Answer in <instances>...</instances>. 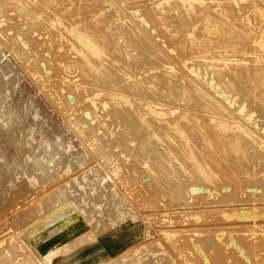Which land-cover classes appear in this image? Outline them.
Instances as JSON below:
<instances>
[{"label":"rangeland","instance_id":"1","mask_svg":"<svg viewBox=\"0 0 264 264\" xmlns=\"http://www.w3.org/2000/svg\"><path fill=\"white\" fill-rule=\"evenodd\" d=\"M23 1H31L27 2L31 6L37 3L35 0ZM182 1L101 0L98 5L92 7L90 11L102 9L106 13L105 22L107 25L117 28L118 33L130 36L134 47L130 46L134 50L138 51V48L142 47V50H149L151 56L147 65L145 62L133 63L134 60L122 62L114 60L115 57H112L106 63L103 62V67L109 71H106L107 73L114 75L112 80L116 82L119 78L117 83L126 81L124 84L127 83L129 87L135 84L133 85V77L129 78V81L125 80L128 75L142 74L143 70H148L147 67H151L149 68L151 71L148 72L150 73L148 76L150 84L162 82V79L167 77L173 81L177 80L176 82L179 80L180 84L183 83V86L192 91L196 89V91L205 93L204 95L207 98L210 96L209 100L217 106L215 109H217L218 117L225 118L232 126H238L250 135L257 133L256 136L253 135L256 139L255 142H249L246 147L249 153L252 151L251 153L255 152L256 155H259L264 163V66H262L264 45L261 46L264 43V0H233L229 3L231 7L228 0V2L226 0H186L192 14L191 25H185L181 21L179 5ZM87 3L88 0H54L48 6L50 9L43 6L37 9V4H34L33 7L37 13L33 15V19H26V21H24L25 18L18 17L11 9L10 12L9 10L7 12H12V15L0 13V79H2L0 80L2 81L0 83V264H107L120 254L129 250L134 251L137 249L136 247L139 252H143L139 253L141 256L148 255L150 257L147 262L144 261L146 263L158 260L160 263L162 262L161 264H264V216L260 215L262 212L264 213V184H261L263 189L258 188L257 190L253 189L259 187L260 183H258L259 185L255 182L249 185L248 183L242 184L243 186L232 185L230 175L220 172V169L213 168V165L208 166L217 172V180L214 178L213 181H204L196 168L193 167L196 161L198 163L208 162L203 161L196 151L194 132L191 134L190 143L186 144L173 126L177 123L175 126L179 128L181 125L184 126V123H188L189 126L184 127L190 128L191 122H201V120L204 122L208 119L209 112L214 113L209 110L214 107H189L181 100L179 94L173 96L169 101L160 99L159 96H156V99L155 96L153 98L150 95L152 99L150 97L140 98L141 103L148 102L150 105L160 106L149 107V111L156 108L165 112V116L162 118L149 113L150 142L149 147L145 149L146 156L134 155H137L136 151H139V148L136 147L138 143L133 140L134 138L126 136L123 141L119 140L117 133L121 135L126 132L122 124L113 119L112 112L115 107H111L109 100L101 94L105 91H118V86L115 83L114 88L111 84L104 86L103 84L93 85L95 83L93 81L91 83L90 81L83 82V79L79 78L75 66L76 60H73L75 58L71 57V53L67 54L65 26L71 23L88 25L87 23L92 19L91 13L77 11ZM260 10L263 12L261 13ZM258 15L260 16L258 17ZM56 19L62 20L55 27L52 24ZM136 20H139V23ZM222 23H227L228 26L225 25L227 31L214 32L213 29L221 26ZM5 28L8 31L11 29V31L6 32ZM232 28L233 30L236 28L235 32ZM231 31L233 35H231ZM8 39H12V42ZM233 40H236V43ZM186 43L190 47L186 46ZM239 44L242 46L239 47ZM260 47L261 51L258 50ZM220 49L223 51L219 52ZM210 50L212 53L209 52ZM249 51L251 56L248 54ZM161 52L164 53L161 54ZM219 53L221 54L219 55ZM250 59L252 60L250 61ZM253 60L263 63H256ZM118 61L120 62L116 64ZM35 62L37 66L39 65L38 67ZM188 64H190L189 67ZM34 67H37L38 70L35 71ZM138 67L141 68L140 71L138 69L139 73L136 71ZM190 67L191 70L188 71ZM255 67L257 68L255 69ZM122 69L123 71H121ZM252 69L254 70L252 71ZM193 70L195 73H192ZM199 74L203 75H201V79ZM208 74L209 76H207ZM143 76L147 77L146 74ZM207 77L208 79H206ZM62 78L65 79L62 80ZM140 78L143 77L139 76L138 79ZM260 80L262 83L259 82ZM106 82L103 83L106 84ZM59 83L62 84L59 85ZM206 83L208 84L207 88ZM67 85L68 88L65 87ZM72 85L78 88L83 105L79 103V106L75 107L73 100H66V97L71 93ZM212 85L214 86L212 87ZM83 87L84 89H82ZM221 100L224 101V105L221 104ZM242 108L244 109L241 110ZM85 111L88 115L87 119L83 120L85 118L83 116L86 115ZM82 114L83 116H81ZM75 119L76 121H74ZM79 123H83V125ZM243 125L244 127H240ZM80 129L84 131L82 132L84 135L81 134ZM239 130L236 133L242 135ZM89 133L93 136L90 137ZM245 137L243 136V138ZM119 141H121L120 144H118ZM162 142L164 144H161ZM174 146L177 150H174ZM168 147L171 149L169 150ZM187 148L192 149L193 154L195 153L194 156L188 154ZM258 149L262 151L260 152ZM167 150L168 152H166ZM155 152L160 154L149 168L150 158L147 156L153 155ZM101 153L103 154L101 155ZM193 157L196 161L192 160ZM207 164L212 163L208 162ZM152 165L155 168L162 166L168 170L167 175L171 177L170 185L157 177L156 174L159 173ZM176 170H179L183 175ZM172 183H174L173 187ZM233 186L234 188L231 189L230 187ZM197 189H201V192ZM208 189L212 190L208 191ZM246 209H250L247 212L250 213V217L247 218L248 221L245 219L244 222L245 217L240 218L239 214L248 211ZM227 210L233 211L229 213ZM251 214H254L255 217ZM231 215L235 216L236 220L234 217L232 219ZM240 219H243L244 229ZM183 230L185 231L183 232ZM76 240L82 241L75 245L73 243ZM195 249L196 252L199 250V253H196ZM160 250L161 252H159ZM152 252L156 254L155 260H151L153 259ZM159 254L163 255H160V260L157 256ZM158 261L153 263L156 264Z\"/></svg>","mask_w":264,"mask_h":264},{"label":"bare ground","instance_id":"2","mask_svg":"<svg viewBox=\"0 0 264 264\" xmlns=\"http://www.w3.org/2000/svg\"><path fill=\"white\" fill-rule=\"evenodd\" d=\"M37 3V9L39 8V7H41V6H43L44 8L45 7H48L49 5H50V3H52V1L54 2V0H35ZM100 1L101 0H88V3L85 5V6H81V9H77V11H79V10H81V11H79V13L80 12H89V14L91 13V21H89L87 24L88 25H80V24H78V23H71V24H69L68 26H65L66 27V30H65V32H66V36H67V44H68V47H67V54H70L71 55V57L72 58H75V59H73V60H76L75 61V66H76V69L78 70V74H79V78L80 79H83V82H87L88 83V81H90V83H91V81H93V82H95L93 85H100V84H103L104 86L105 85H108V84H111V86H114V88H115V84L118 86V88L120 89V91H119V89H118V91H113V90H111V91H105V93L103 92V93H101V94H103L108 100H109V102H110V106L111 107H115V110L112 112V115H113V119H116V121H118L120 124H122V126H123V128H124V130H125V134H124V132L120 135L119 133H117L118 135H119V140H121V141H123V139H125V137L127 136V137H131V138H134L133 140H135L138 144L136 145V147H138L139 148V151H136V153H137V155L136 154H134L135 156H140L141 157V155L142 156H146L145 155V149L147 148V147H149V115L150 114H152V115H155V116H158V117H160V118H162L163 116H165V112L163 111V110H160V109H152V110H150L149 111V107L151 108V107H160V106H158V105H156V104H149L148 102H146V103H141L140 102V98H143V97H150V96H155V98H156V96L158 97L159 96V98L161 99V98H163V100L164 99H167L168 101L169 100H172V97L173 96H175L176 94H179L180 95V98H181V100L182 101H184L185 102V105L187 104L189 107H214V108H210L209 110H211V111H213L214 113H211V112H209V116H207V120H205L204 122H202V120H201V122H191V120H190V122H191V126H190V128H185L184 126H189L188 125V123H184V126L183 125H181L179 128H177L176 126H177V123L176 124H173V126H174V129L176 130V133L180 136V138L182 139V141L184 140L185 141V143L187 144V143H190L189 141L191 140V134L194 132V138H195V144L197 145V146H195L196 147V151L199 153V155L202 157V160L203 161H208V162H210V163H212V164H207L206 162L205 163H202V162H197L196 160H195V158L193 157V161H196V163L195 164H193V167H195L196 168V170L198 171V174L201 176V178L204 180V181H213V179L214 178H216V180H217V178H218V174H217V172L214 170L213 171V169L211 170V167L210 166H212L213 165V168H215V169H220L219 171L221 172H224V173H226V174H228V175H230V177H231V179H230V182H231V184L232 185H241V186H243L242 184H247L248 183V185L250 184V183H260V185H259V187H257V188H254L253 190H257L258 188H262L263 189V182H264V163H263V160L261 159V157L259 156V155H256L255 154V152H253V153H249L248 152V149H247V145H248V143L249 142H255V140L256 139H254V137H253V135L255 134V133H253V135L251 136L250 134H248V132L246 131V130H241L238 126L237 127H235V126H232L230 123H228V121L227 120H225V118H222V117H218L217 116V109H215V107H217L216 105H215V103H213L212 101H210L209 100V98H210V96H209V98H207L206 97V95H204L202 92H199L198 90L196 91V89H194V91H192L190 88H187V87H185V86H183L182 84H180L179 83V80H178V82H176V81H173V80H170V79H168L167 77H164V80L162 79V82H159L158 80V82H153V83H149V75H150V73H148L149 72V70L151 71V69H149V68H151V67H147V69L148 70H143L144 72H141L142 74H140L139 72H138V69H139V71H140V69L141 68H137V72L139 73V74H135V75H132V74H130L131 76H125L126 77V79L125 80H127V81H129V78H131V77H133V80H134V83H133V85L134 86H131V87H129V85L127 84V83H125L124 84V82H126V81H123L122 83H117V80H119V78L116 80V82H115V80H112L114 77V75H111L110 73H107L106 71H108L107 69H105L104 67H103V62H107L109 59H111L112 57H115L114 58V60L115 59H117V60H121L122 62L123 61H129V60H134V62L133 63H135L136 62V64L138 63V64H140V63H146V65L147 64H149V58H151V56L149 55V50H145V49H141V48H138L139 50L137 51V50H134L133 48H132V46H133V41L129 38V37H127V35L126 34H121V33H118L117 31H118V29L117 28H113L112 26H110V25H107L106 24V22H105V20L107 19V16H106V13L102 10V9H95V10H93L92 9V11H90V9L93 7H95V5H98V3H100ZM210 1V0H209ZM225 1V0H224ZM223 1V2H224ZM227 1V0H226ZM229 1V2H228ZM227 2H228V4L229 3H231V2H233V0H228ZM27 2H29V1H27ZM27 2H25V1H23V0H0V13L1 14H6L7 13V15L8 14H11V13H9L11 10H13L17 15H18V17H23V18H25V20L24 21H26V19H33V15L34 14H36L37 13V10L36 9H34V7H33V5L31 6L30 4H28ZM31 2V1H30ZM29 2V3H30ZM56 2V1H55ZM106 2V1H105ZM156 2V1H155ZM193 2V1H192ZM214 2V1H213ZM235 2V1H234ZM237 2V1H236ZM110 3V2H109ZM176 3V2H175ZM199 3V2H198ZM211 3V2H210ZM220 3V2H219ZM225 3V2H224ZM54 4V3H53ZM52 4V5H53ZM137 4V3H136ZM150 4H152V3H150ZM169 4V3H168ZM171 4V3H170ZM191 4V3H190ZM194 4V3H193ZM216 4V3H215ZM218 4V3H217ZM102 5V4H101ZM173 5V4H172ZM189 5V3L187 4V1L186 0H183L181 3H180V5H179V11H180V15H181V21H182V23L183 24H185V25H191L192 24V22H191V16H192V14H191V12H190V7L188 6ZM220 5H223V4H220ZM142 6V5H141ZM149 6V5H148ZM162 6V5H161ZM193 6V5H192ZM227 6V5H226ZM229 6H230V4H229ZM137 7V6H136ZM171 7V6H170ZM231 7V6H230ZM229 7V8H230ZM36 8V7H35ZM49 8V7H48ZM135 8V7H134ZM134 8H133V11H134ZM138 8V7H137ZM143 8V7H142ZM153 8V7H152ZM173 8V7H172ZM194 8V7H193ZM217 8V7H216ZM226 8V7H225ZM263 8V7H262ZM11 9V10H10ZM50 9V8H49ZM154 9V8H153ZM196 9H197V7H196ZM9 10V12H7ZM43 10V9H42ZM42 10H41V13H42ZM45 10V9H44ZM47 10V9H46ZM144 10V9H143ZM200 10V9H199ZM217 10H218V8H217ZM223 10V9H222ZM228 10V9H227ZM227 10H226V12H227ZM67 11V10H66ZM118 11V10H117ZM154 11V10H153ZM197 11V10H196ZM202 11V10H201ZM261 11V13L263 12L262 10H260ZM135 12V11H134ZM138 12V11H137ZM216 12V11H215ZM218 12V11H217ZM41 13H39V14H41ZM61 13H63V12H61ZM136 13V12H135ZM179 13V12H178ZM229 13H230V11H229ZM236 13V12H235ZM238 13V12H237ZM0 14V15H1ZM113 14V13H112ZM115 14V13H114ZM118 14H119V11H118ZM157 14V13H156ZM224 14H225V12H224ZM12 15V14H11ZM13 15H15V14H13ZM78 15V14H77ZM139 15V14H138ZM141 15V14H140ZM144 15H145V13H144ZM144 15H143V17H144ZM262 15V14H261ZM146 16V15H145ZM177 16H178V14H177ZM236 16V15H235ZM260 15H258V17H259ZM38 17V16H37ZM55 17V16H54ZM60 17V16H59ZM158 17V16H157ZM164 17V16H163ZM172 17V16H171ZM208 17V16H207ZM212 17V16H211ZM214 17V16H213ZM134 18V17H133ZM139 18V17H138ZM231 18H233V17H231ZM236 18V17H235ZM241 18H243L242 16H241ZM38 19V18H37ZM136 19H137V17H136ZM193 19V18H192ZM196 19V18H195ZM209 19V18H208ZM211 19H213V18H211ZM238 19H240L239 17H238ZM245 19H246V17H245ZM60 20H62V19H56L55 20V22L52 24V25H56V24H60ZM134 20V19H133ZM146 20H147V18H146ZM172 20V19H171ZM215 20V19H214ZM228 20V19H227ZM231 20V19H230ZM236 20V19H235ZM243 21H244V19H242ZM29 21H31V20H29ZM40 21V20H39ZM137 21V20H136ZM238 21V20H237ZM34 22V21H33ZM131 22V21H130ZM138 23H139V20L137 21ZM147 22V21H146ZM177 22H178V20H177ZM196 22V21H195ZM228 22V21H227ZM133 23V22H132ZM141 23V22H140ZM179 23V22H178ZM224 23V22H223ZM222 23V25L221 26H219V27H216V28H214L213 30H214V32H220V31H222V32H226L227 31V27L226 26H228V25H226V24H223ZM234 23V22H233ZM29 24V23H28ZM36 24V23H35ZM42 24V23H41ZM44 24V23H43ZM48 24V23H47ZM156 24V23H155ZM194 24V23H193ZM31 25V24H30ZM133 25V24H132ZM149 25H151V24H149ZM180 25V24H179ZM218 25V24H217ZM226 25V26H225ZM35 26V25H34ZM49 26V25H48ZM57 26V25H56ZM55 26V27H56ZM61 26V25H60ZM62 26H63V24H62ZM237 27H238V25H236ZM235 26V27H236ZM32 27V26H31ZM134 27V26H133ZM182 27V26H181ZM197 27V26H196ZM230 27V26H229ZM236 27V28H237ZM124 28V27H123ZM147 28H148V26H147ZM146 28V29H147ZM201 29V27H198V29ZM235 28V29H236ZM10 29V28H9ZM122 29V28H121ZM149 29V28H148ZM165 29V28H164ZM209 29V28H208ZM229 29V28H228ZM235 29L233 30V28H232V30H233V32H235ZM238 29V28H237ZM5 30H6V28H5ZM125 30V29H124ZM127 30V29H126ZM151 30V29H150ZM253 30V29H252ZM3 31V30H2ZM9 31H11V29L9 30ZM8 30H6V32H9ZM135 31V30H134ZM201 31V30H200ZM204 31V30H203ZM206 31V30H205ZM237 31V30H236ZM6 32H5V34H6ZM126 32V31H125ZM127 32H129V31H127ZM198 32V31H197ZM196 32V33H197ZM214 32H212V33H214ZM232 31H231V35H233L232 33H233ZM136 33V32H135ZM140 33V32H139ZM149 33V32H148ZM157 33V32H156ZM183 33V32H182ZM186 33V32H185ZM205 33V32H204ZM230 33V32H229ZM240 33V32H239ZM238 33V34H239ZM130 34V33H129ZM128 34V35H129ZM164 34V33H163ZM187 34V33H186ZM198 34V33H197ZM203 34V33H202ZM228 34V33H227ZM240 34H242V33H240ZM244 34V33H243ZM247 34V33H246ZM252 34H253V32H252ZM62 35V34H61ZM144 35V34H143ZM146 35V34H145ZM149 35V34H148ZM158 35V34H157ZM164 35H166V34H164ZM209 35V34H208ZM226 35V34H225ZM248 35V34H247ZM246 35V37H248ZM249 35H250V33H249ZM65 36V37H66ZM135 36V35H134ZM149 36H151V35H149ZM159 36V35H158ZM169 36V35H168ZM198 36V35H197ZM214 36H216V35H214ZM242 36H245V35H242ZM142 37V36H141ZM145 37V36H144ZM148 37V36H147ZM157 37V36H156ZM155 37V38H156ZM201 37V36H200ZM220 37V36H219ZM224 37V36H223ZM229 37H231V36H229ZM228 37V38H229ZM264 37V36H263ZM155 38H154V40H155ZM161 38V37H160ZM207 38V37H206ZM232 38H234V37H232ZM237 38H238V36H237ZM237 38H235V39H237ZM148 39H149V37H148ZM197 39H200V38H197ZM219 39V38H218ZM222 39V38H221ZM247 39H249V38H247ZM260 39V38H259ZM263 39V38H262ZM8 40H10V39H8ZM12 40V39H11ZM10 40V41H11ZM153 40V41H154ZM163 40H164V38H163ZM224 40V39H223ZM228 40V39H227ZM153 41H151V42H153ZM211 41V40H210ZM216 41V40H215ZM214 41V42H215ZM239 41V40H238ZM245 41H247L246 39H245ZM12 42V41H11ZM141 42V41H140ZM169 42V41H168ZM179 42H180V40H179ZM221 42V41H220ZM231 42V41H230ZM233 42L234 43H236V40L234 41L233 40ZM23 43V42H22ZM136 43V42H135ZM154 43V42H153ZM181 43V42H180ZM180 43H178V44H180ZM194 43V42H193ZM207 43H209V42H207ZM217 43V42H216ZM227 43V42H226ZM225 43V44H226ZM234 43H232V45H234ZM240 43V42H239ZM244 43V42H243ZM257 43H258V40H257ZM261 43V42H260ZM11 44H13V43H11ZM143 44V43H142ZM151 44V43H150ZM161 44V43H160ZM187 44V43H186ZM190 44H192V43H190ZM210 44V43H209ZM241 44V43H240ZM240 44H239V47H241L240 46ZM130 45H132V46H130ZM145 45V44H144ZM143 45V46H144ZM193 45V44H192ZM200 45H201V43H200ZM199 45V46H200ZM203 45V44H202ZM206 45V44H205ZM217 45V44H216ZM224 45V44H223ZM228 45H230L229 44V42H228ZM246 45V44H245ZM244 45V46H245ZM248 45H249V43H248ZM254 45V44H253ZM252 45V46H253ZM257 45V44H256ZM262 45H264V43L263 44H261V46ZM166 46V45H165ZM180 46H182V45H180ZM186 46H188V44L186 45ZM199 46H196V47H199ZM211 46V45H210ZM209 46V47H210ZM225 46H227V45H225ZM235 46V45H234ZM233 46V47H234ZM134 47V46H133ZM139 47V46H138ZM147 47V46H146ZM153 47V46H152ZM167 47V46H166ZM177 47V46H176ZM175 47V48H176ZM188 47H190V46H188ZM187 47V48H188ZM202 47V46H201ZM203 47H204V45H203ZM251 47V46H250ZM255 47H257L258 48V46H255ZM131 48V49H130ZM156 48V47H155ZM181 48V47H180ZM206 48H208V47H206ZM231 48V47H230ZM235 48V47H234ZM236 48H238L237 47V45H236ZM243 48V47H242ZM253 48V47H252ZM251 48V49H252ZM148 49H149V47H148ZM186 49V48H185ZM196 49V48H195ZM204 49V48H203ZM209 49V48H208ZM218 49H219V47H218ZM222 49H223V47H222ZM222 49H220L219 50V52L222 50ZM233 49V48H232ZM231 49V50H232ZM153 50V49H152ZM156 50V49H155ZM159 50V49H158ZM176 50V49H175ZM193 50V49H192ZM250 50V49H249ZM253 51H254V49H252ZM251 50V51H252ZM259 51H261V47H260V49H258ZM135 51V52H134ZM137 51V52H136ZM151 51V50H150ZM171 51V50H170ZM201 51V50H200ZM204 51V50H203ZM205 51H207V50H205ZM217 51V50H216ZM223 51V50H222ZM238 51V50H237ZM263 51V50H262ZM154 52V51H153ZM159 52V51H158ZM173 52V51H172ZM175 52V51H174ZM177 52V51H176ZM179 52V51H178ZM188 52V51H187ZM209 52H211V50L209 51ZM231 52V51H230ZM236 52V51H235ZM234 52V53H235ZM239 52V51H238ZM162 53H164V52H161V54ZM195 53V52H194ZM212 53V52H211ZM222 53V52H221ZM221 53H219V55L221 54ZM245 53V52H244ZM254 53V52H253ZM262 53V52H261ZM199 54V53H198ZM202 54H203V52H202ZM214 54H215V56H216V53L214 52ZM225 54V53H224ZM242 54H243V52H242ZM241 54V55H242ZM248 54H250V56L252 55L251 54V52L249 51L248 52ZM256 54V53H255ZM165 55V54H164ZM174 55H176V54H174ZM181 55V54H180ZM180 55H179V57H180ZM201 55V54H200ZM218 55V56H219ZM229 55V54H228ZM233 55H235V54H233ZM237 55V54H236ZM258 55V54H257ZM263 55V54H262ZM166 56V55H165ZM176 56H178V55H176ZM183 56V55H182ZM185 56V55H184ZM188 56V55H187ZM190 56V55H189ZM193 56V55H192ZM195 56H196V54H195ZM194 56V57H195ZM206 56H208V54H206ZM212 56V55H211ZM232 56V55H231ZM247 56V55H246ZM254 56V55H253ZM260 56V55H259ZM152 57H154L153 55H152ZM156 57V56H155ZM200 57V56H199ZM224 57V56H223ZM222 57V58H223ZM233 57V56H232ZM238 57V56H237ZM255 57H256V55H255ZM263 57V56H262ZM160 58V57H159ZM177 58V57H176ZM184 58V57H183ZM193 58V57H192ZM205 58V57H204ZM208 58V57H207ZM213 58V57H212ZM228 58V57H227ZM230 58V57H229ZM236 58V57H235ZM247 58V57H246ZM154 59V58H153ZM153 59H152V61H153ZM156 59V58H155ZM188 59H190V58H188ZM201 59H203V58H201ZM209 59H211V58H209ZM249 59V58H248ZM254 59V58H253ZM258 59H259V57H258ZM257 59V60H258ZM261 59V58H260ZM166 60V59H165ZM187 60V59H186ZM186 60H184V61H186ZM216 60V59H215ZM230 60V59H229ZM240 60V59H239ZM245 60V59H244ZM252 59H250V61H251ZM254 60H256V59H254ZM253 60V61H254ZM256 60V61H257ZM262 60V59H261ZM156 61V60H155ZM190 62H191V60H189ZM193 61H195L194 60V58H193ZM201 61V60H200ZM210 61H212V60H210ZM224 61V60H223ZM230 61H233V60H230ZM230 61H228V62H230ZM247 61V60H246ZM249 61V62H250ZM256 61H254V62H256ZM264 61V60H263ZM44 62V61H43ZM113 62H115V61H113ZM120 61H118V62H116V64L117 63H119ZM121 62V63H122ZM125 62V63H126ZM154 62V61H153ZM163 62V61H162ZM165 62V61H164ZM187 62V61H186ZM206 62V61H205ZM214 62V61H213ZM226 62V61H225ZM224 62V63H225ZM240 62V61H239ZM244 62V61H243ZM261 62V61H260ZM259 61L258 62H256V63H260ZM39 63H40V61H39ZM124 63V64H125ZM157 63V62H156ZM206 63H210V62H206ZM216 63V62H215ZM220 63V62H219ZM231 63H233V62H231ZM237 63V62H236ZM241 63V62H240ZM253 63V62H252ZM261 63H263V62H261ZM37 63L35 62V65H36ZM113 64V63H112ZM131 64V63H130ZM151 64V63H150ZM158 64V63H157ZM160 65H161V63H159ZM192 64V63H191ZM194 64H195V62H194ZM204 64V63H203ZM202 64V65H203ZM217 64V63H216ZM221 64H222V62H221ZM237 64H239V63H237ZM249 64V63H248ZM264 64V63H263ZM262 64V66H264ZM107 65H110V64H107ZM122 65V64H121ZM213 66H214V64H212ZM225 65V64H224ZM232 65V64H231ZM230 65V66H231ZM240 65V64H239ZM242 65V64H241ZM37 66V65H36ZM39 66V65H38ZM37 66V67H38ZM118 66V65H117ZM130 66V65H129ZM128 66V67H129ZM140 66V65H139ZM143 66V65H142ZM155 66V65H154ZM153 66V67H154ZM188 67L190 66V64H188L187 65ZM196 66V65H195ZM209 66H211V65H209ZM217 66V65H216ZM221 66H223V65H221ZM228 66V65H227ZM237 66V65H236ZM243 66V65H242ZM246 66H247V64H246ZM257 66V65H256ZM259 66V65H258ZM261 66V67H262ZM37 67H34L35 68V71H37L38 70V68ZM113 67V66H112ZM120 67V66H119ZM132 67V66H131ZM135 67H136V65H135ZM160 67V66H159ZM162 67V66H161ZM192 67H194V66H192ZM198 67V66H197ZM233 67V66H232ZM239 67V66H238ZM251 67V66H250ZM260 67V68H261ZM6 68V67H5ZM4 68V69H5ZM157 68V67H156ZM173 68V67H172ZM171 68V69H172ZM205 69H206V67H204ZM220 68V67H219ZM241 68V67H240ZM257 67H255V69H256ZM264 68V67H263ZM75 69V70H76ZM132 69H134V68H132ZM142 69H144V68H142ZM167 69V68H166ZM196 69V68H195ZM200 69V68H199ZM243 69V68H242ZM7 70V69H6ZM130 70V69H129ZM158 70L159 71H161L160 70V68H158ZM174 70V69H173ZM173 70H171V71H173ZM186 70H188L187 68H186ZM191 70V67H190V69L188 70V71H190ZM201 70V69H200ZM213 70V69H212ZM231 70V69H230ZM251 70V69H250ZM249 70V71H250ZM254 69H252V71H253ZM262 70V69H261ZM4 71V70H3ZM54 71H56V70H54ZM59 71V70H58ZM111 71H112V69H111ZM121 71H123V69L121 70ZM133 71H135V70H133ZM142 71V70H141ZM153 71H155V70H153ZM163 71V70H162ZM168 71V70H167ZM169 71H170V69H169ZM233 71V70H232ZM248 71V72H249ZM109 72V71H108ZM115 72V71H114ZM194 72V70L192 71V73ZM200 72V71H199ZM218 72V71H217ZM238 72V71H237ZM3 73V72H2ZM5 73V75H6V71L4 72ZM127 73V72H126ZM159 73V72H158ZM188 73V72H187ZM195 73V72H194ZM207 73V72H206ZM211 73V72H210ZM215 73V72H214ZM114 74V73H113ZM124 74V73H123ZM143 74H146L147 75V77L145 78L144 76H143ZM166 74V73H165ZM174 74V73H173ZM202 74H203V72H202ZM201 74V75H202ZM250 74H251V72H250ZM253 74H255L254 72H253ZM4 75V74H3ZM8 75V74H7ZM126 75V74H125ZM153 75H155V74H153ZM172 75V74H171ZM200 75V74H199ZM200 75V79H201V77L203 76H201ZM229 75V74H228ZM54 76V75H53ZM124 76V75H123ZM143 77V78H140V79H138V77ZM161 76V75H160ZM164 76H166V75H164ZM184 76V75H183ZM207 76H209V74L207 75ZM243 76H245V75H243ZM250 76H252V75H250ZM58 77V76H57ZM59 77H60V75H59ZM63 77V76H62ZM121 77H122V75H121ZM120 77V78H121ZM154 77V76H153ZM162 77V76H161ZM160 77V78H161ZM170 77V76H169ZM191 77V76H190ZM213 77V76H212ZM238 77V76H237ZM253 77V76H252ZM260 77V76H259ZM112 78V79H111ZM159 78V77H158ZM171 78V77H170ZM183 78H185V77H183ZM231 78V77H230ZM229 78V79H230ZM263 78V77H262ZM63 79H65V78H62V80ZM67 79V78H66ZM175 79V78H174ZM185 79H187V78H185ZM206 79H208V77L206 78ZM212 79V78H211ZM233 79V78H232ZM239 79V78H238ZM0 80H2V79H0ZM153 80V79H152ZM155 80V79H154ZM190 80V79H189ZM193 80V79H192ZM210 80V79H209ZM209 80H207V82L209 83ZM215 80V79H214ZM257 80H258V78H257ZM262 80V79H261ZM261 80L259 81V82H261ZM11 81V80H10ZM61 81V80H60ZM107 81V82H106ZM122 81V80H121ZM220 81V80H219ZM224 81V80H223ZM222 81V82H223ZM263 81V80H262ZM2 81H0V83H1ZM57 82V81H56ZM62 82V81H61ZM103 82H106V84H104ZM151 82V81H150ZM192 82V81H191ZM203 82V81H202ZM206 82V81H205ZM216 82V81H215ZM55 83V82H54ZM53 83V84H54ZM115 83V84H114ZM130 83V82H129ZM187 83V82H186ZM193 83V82H192ZM224 83V82H223ZM234 83V82H233ZM262 83V82H261ZM5 84V83H4ZM7 84H8V82H7ZM60 84H62V83H59V85ZM124 84V85H123ZM150 84V85H149ZM203 84V83H202ZM257 84V83H256ZM260 84V83H259ZM1 85V84H0ZM63 85H65V84H63ZM62 85V86H63ZM193 85V84H192ZM206 85V88H207V83L205 84ZM209 85H211V84H209ZM240 85V84H239ZM241 85H242V83H241ZM55 86H57V84L55 83ZM195 86V85H194ZM198 86V85H197ZM214 85H212V87H213ZM253 86H254V84H253ZM264 86V85H263ZM58 87V86H57ZM66 88H68V85L67 86H65ZM92 87V86H91ZM223 87V86H222ZM221 87V88H222ZM262 87V86H261ZM60 88V87H59ZM61 88H63V87H61ZM90 88V87H89ZM109 88H110V86H109ZM196 88V87H195ZM220 88V87H219ZM236 88V87H235ZM234 88V89H235ZM238 88V87H237ZM253 88V87H252ZM82 89H84V87L82 88ZM108 89V88H107ZM113 89V88H112ZM116 89V90H117ZM198 89H199V86H198ZM214 89V88H213ZM239 89V88H238ZM247 89V88H246ZM251 89V88H250ZM260 89V88H259ZM264 89V88H263ZM219 90H221V89H219ZM100 91H102V90H100ZM203 91V90H202ZM222 91V90H221ZM247 91V90H246ZM205 92H207V91H205ZM220 92V91H219ZM223 92V91H222ZM230 92V91H229ZM236 92V91H235ZM239 92V91H238ZM237 92V93H238ZM250 92V91H249ZM263 92V91H262ZM133 93H135V94H133ZM227 93V92H226ZM234 93V92H233ZM253 93V92H252ZM131 94V95H130ZM133 94V95H132ZM207 95H208V93H206ZM224 94V93H223ZM229 95H231L230 93H228ZM236 94V93H235ZM251 94V93H250ZM257 94V93H256ZM264 94V93H263ZM150 95V96H149ZM226 96V95H225ZM233 96V95H232ZM236 96V95H235ZM238 96V95H237ZM145 98V99H146ZM151 98V97H150ZM154 98V97H153ZM158 98V99H159ZM179 98V97H178ZM225 98H227V97H225ZM230 98V97H229ZM251 98V97H250ZM256 98V97H255ZM145 99H142V100H145ZM152 99V98H151ZM157 99V98H156ZM159 99V100H160ZM240 99V98H239ZM66 100H73L74 102H75V107H78L79 106V103H82V101H81V99H80V97H79V91H78V88L76 87V86H74V85H72L71 86V93L66 97ZM103 100V99H102ZM147 100V99H146ZM214 100V99H213ZM103 101H105V100H103ZM148 101V100H147ZM151 101V100H150ZM149 101V102H150ZM158 101V100H157ZM222 101V105H224L223 104V100H221ZM221 101H219V102H221ZM225 101H227V100H225ZM228 101H231V99L229 100L228 99ZM242 101H243V99H242ZM242 101H240L241 103H242ZM153 102H154V100H153ZM162 102V101H161ZM214 102H215V100H214ZM218 102V103H219ZM235 102V101H234ZM237 102H238V99H237ZM101 103V102H100ZM231 103V102H230ZM229 103V104H230ZM243 103H244V101H243ZM253 103V102H252ZM260 103V102H259ZM84 103H82V105H83ZM225 104H226V102H225ZM235 104H237V103H235ZM245 104V103H244ZM246 104H247V102H246ZM221 105V106H222ZM227 105V104H226ZM233 105V104H232ZM241 105V104H240ZM240 105H239V107H240ZM259 105V104H258ZM234 106V105H233ZM219 107V106H218ZM225 107V106H224ZM238 107V108H239ZM74 108V107H73ZM80 108H82V107H80ZM105 109V108H104ZM189 109V108H188ZM187 109V110H188ZM235 109V108H234ZM244 108H242L241 110H243ZM245 109H247V108H245ZM75 110V109H74ZM77 110V109H76ZM80 110H82V109H80ZM83 110H85V109H83ZM110 110H112V109H110ZM190 110V109H189ZM78 111H79V108H78ZM108 111V110H107ZM193 111V110H192ZM208 111V110H207ZM223 111V110H222ZM229 111V110H228ZM228 111H226V112H228ZM234 111H236V110H234ZM75 112V111H74ZM88 112V111H87ZM194 112V111H193ZM237 112V111H236ZM245 112H247V111H245ZM85 113H86V111H85ZM150 113V114H149ZM167 113V112H166ZM185 113V112H184ZM244 113V112H243ZM261 113V112H260ZM83 114H84V112H83ZM83 114L81 115V116H83ZM104 114V113H103ZM106 114V113H105ZM227 114V113H226ZM245 114H247V113H245ZM250 114V113H249ZM255 114H256V112H255ZM87 113H86V115L85 116H83V117H85L83 120H85V119H87L86 117H87ZM196 115V114H195ZM194 115V116H195ZM240 115V114H239ZM244 115V114H243ZM74 116V115H73ZM76 116V115H75ZM79 116V115H78ZM78 116H77V119H78ZM81 116H79V118H81ZM105 116H107V115H105ZM189 116V115H188ZM197 116V115H196ZM241 116V115H240ZM245 116V115H244ZM153 117V116H152ZM184 117H186V116H184ZM200 117V116H199ZM205 117V116H204ZM246 117V116H245ZM262 117V116H261ZM264 117V116H263ZM76 118V117H75ZM105 118V117H104ZM110 118H112V117H110ZM157 119V118H156ZM200 119V118H199ZM79 120V119H78ZM152 120V119H151ZM162 120V119H161ZM168 120V119H167ZM229 120V119H228ZM74 121H76V119L74 120ZM80 121V120H79ZM155 121V120H154ZM158 121V120H157ZM172 121V120H171ZM189 121V120H188ZM8 122V121H7ZM113 122V121H112ZM117 122V123H118ZM177 122V121H176ZM189 122V123H190ZM102 123V122H101ZM116 123V122H115ZM193 123V124H192ZM257 123V122H256ZM79 124H82L83 125V123H79ZM85 124V123H84ZM154 124H155V122H154ZM169 124H170V122H169ZM179 124V123H178ZM183 124V123H182ZM186 124V125H185ZM258 124V123H257ZM118 125V124H117ZM152 125V124H151ZM161 125V124H160ZM176 125V126H175ZM11 126V125H10ZM76 126H78V125H76ZM162 126V125H161ZM151 127H153L154 128V126H151ZM240 127H244V125L243 126H240ZM246 128V127H245ZM264 128V127H263ZM91 129V128H90ZM170 129V128H169ZM209 129H211V130H214V131H211V130H209ZM240 129V130H239ZM242 129H244V128H242ZM77 130V129H76ZM123 130V131H124ZM155 130V129H154ZM165 130V129H164ZM237 130H239L240 132H242V135H239L238 133H236V131ZM247 130H249V129H247ZM87 131H89L88 129H87ZM91 131V130H90ZM108 131V130H107ZM107 131H106V133H107ZM171 131H174V130H171ZM78 132H79V130H78ZM80 132H81V134H82V132H84V131H82L81 129H80ZM110 132V131H109ZM108 132V133H109ZM115 132V131H114ZM161 132V131H160ZM165 132V131H164ZM253 132H255V131H253ZM88 133V132H87ZM93 133V132H92ZM252 133V132H251ZM110 134V133H109ZM117 134H116V136H117ZM257 134V133H256ZM256 134H255V136H256ZM82 135H84V134H82ZM85 135H86V133H85ZM89 135H90V133H89ZM153 135V134H152ZM161 135V134H160ZM163 135V134H162ZM161 135V136H162ZM173 135V134H172ZM175 135V134H174ZM177 135V136H178ZM92 136H93V134H92ZM91 135H90V137H92ZM112 136H113V134H112ZM115 136V135H114ZM113 136V137H114ZM159 136V135H158ZM176 136V135H175ZM243 136H246L245 138H243ZM86 137H87V135H86ZM85 137V138H86ZM89 137V136H88ZM160 137V136H159ZM260 137V136H259ZM258 137V138H259ZM3 138V137H2ZM5 138H8V137H5ZM112 138V137H111ZM114 138H116V137H114ZM130 138V139H131ZM193 138V139H194ZM88 139V138H87ZM90 139V138H89ZM93 139V138H92ZM94 139H95V135H94ZM93 139V140H94ZM128 139V138H127ZM158 139V138H157ZM167 139V138H166ZM173 139V138H172ZM178 139V138H177ZM97 140V139H96ZM154 140V139H153ZM161 140V139H160ZM159 140V141H160ZM174 140H176V139H174ZM117 141V140H116ZM121 141H119V143L118 144H120V142ZM134 141V142H135ZM165 141V140H164ZM193 141V140H192ZM114 142V141H113ZM135 142V143H136ZM169 142H171V141H169ZM264 142V141H263ZM165 144H166V141L164 142ZM163 142L161 143V144H164ZM172 143V142H171ZM180 143V142H179ZM183 143V142H182ZM261 143V142H260ZM98 144V143H97ZM154 144V143H153ZM174 144V143H173ZM191 144H193V143H191ZM194 144V145H195ZM254 144V143H253ZM121 145H122V143H121ZM175 145H176V143H175ZM189 145V144H188ZM256 145V144H255ZM94 146H95V144H94ZM102 146V145H101ZM124 146V145H123ZM162 146V145H161ZM171 146V145H170ZM169 146V147H170ZM178 146V145H177ZM254 146V145H253ZM104 147V146H103ZM120 147H122V146H120ZM164 147V146H163ZM168 147V148H169ZM173 147V146H172ZM189 147V146H188ZM192 147V146H191ZM250 147V146H249ZM264 147V146H263ZM105 148H106V146H105ZM122 148H124V147H122ZM174 148H175V146H174ZM179 148V147H178ZM193 148V147H192ZM253 148V147H252ZM67 149H69V148H67ZM99 149H100V147H99ZM171 148H169V150H170ZM180 149V148H179ZM184 149V148H183ZM188 149V148H187ZM102 150V149H101ZM104 150V149H103ZM106 150V149H105ZM107 150H108V148H107ZM123 150V149H122ZM164 150V149H163ZM166 150V149H165ZM173 150V149H172ZM174 150H177L176 148L174 149ZM253 150V149H252ZM256 150H257V148H256ZM259 150V149H258ZM99 151V150H98ZM128 151V150H127ZM140 151H142V153L144 152V154H142V153H140ZM195 151V150H194ZM260 152L262 151V150H259ZM99 152H102V151H99ZM104 152V151H103ZM166 152H168V150L166 151ZM173 152V151H172ZM175 152V151H174ZM186 152V151H185ZM106 153H107V151H106ZM148 153V152H147ZM100 154V153H99ZM103 153H101V155H102ZM160 154V153H159ZM158 153H153V155H150V156H147V157H149L150 158V163H149V168H150V164H152V162L157 158L158 159V155H159ZM167 154H169V153H167ZM178 154H179V152H178ZM188 154L191 156V154H193V152H192V149H188ZM187 154V155H188ZM195 154V153H194ZM194 154H193V156H194ZM105 155V154H104ZM132 155V154H131ZM162 155V154H161ZM166 155V154H165ZM171 155V154H170ZM173 155V154H172ZM106 156H107V154H106ZM176 156H178V155H176ZM105 157V156H104ZM108 157V156H107ZM160 157V156H159ZM163 157V156H162ZM174 157V156H173ZM183 157V156H182ZM181 157V158H182ZM108 158H110V156L108 157ZM172 158V157H171ZM185 158V157H184ZM186 158H187V156H186ZM192 158V157H191ZM140 159H142V158H140ZM167 159V158H166ZM173 159V158H172ZM146 160V159H145ZM145 160H143V161H145ZM176 160V159H175ZM182 160V159H181ZM201 160V159H200ZM47 161V160H46ZM49 161V160H48ZM135 161V160H134ZM140 161V160H139ZM157 161V160H156ZM173 161V160H172ZM51 162H52V160H51ZM180 162V161H179ZM192 162V161H191ZM135 164H136V162H134ZM138 163V162H137ZM173 163V162H172ZM174 163H176V162H174ZM183 163H184V161H183ZM193 163V162H192ZM191 163V164H192ZM53 164V163H52ZM143 164V163H142ZM145 164H147V163H145ZM168 164V163H167ZM181 164V163H180ZM49 166H50V164H48ZM140 165V164H139ZM148 165V164H147ZM146 165V166H147ZM175 165V164H174ZM208 165H210V166H208ZM69 166V165H68ZM153 166V165H152ZM157 166V165H156ZM186 166V165H185ZM190 166V165H189ZM189 166H187L188 168H189ZM148 167V166H147ZM154 167V166H153ZM177 167H178V165H177ZM175 168V167H174ZM182 168H184V167H182ZM154 169L156 170V172H158L159 174H156L157 175V177L158 178H160L161 180H165V183L166 184H168V185H170V183H171V180H170V176H168L167 175V172H168V170L167 169H165V167L163 168L162 166H161V168H159V167H157V168H155L154 167ZM176 169V168H175ZM184 169H186V168H184ZM174 170V169H173ZM183 170V169H182ZM217 170V171H218ZM152 171V170H151ZM177 171V170H176ZM179 171V170H178ZM177 171V172H178ZM185 171V170H184ZM188 171V170H187ZM147 172V171H146ZM180 172V171H179ZM151 173V172H150ZM184 173V172H183ZM173 174V173H172ZM177 174V173H176ZM180 174L181 175H183L181 172H180ZM223 174V173H222ZM179 175V174H178ZM180 177V176H179ZM183 177V176H182ZM192 177H194V176H192ZM184 179V178H183ZM182 179V180H183ZM194 179V178H193ZM197 179V178H196ZM176 180V179H175ZM175 180H174V182H175ZM178 180V179H177ZM185 180V179H184ZM220 180V179H219ZM222 180V179H221ZM225 180V179H224ZM179 182V181H178ZM195 182V181H194ZM202 182V181H201ZM224 182V181H223ZM198 183V182H197ZM221 183V182H220ZM173 184L174 183H172V187H173ZM175 184H177V183H175ZM194 184V183H193ZM192 184V185H193ZM213 184V183H212ZM215 184V183H214ZM213 184V185H214ZM263 186H262V185ZM192 185H190V186H192ZM200 185H202L201 183H200ZM209 185V184H208ZM217 185V184H216ZM226 185V184H225ZM179 186V185H178ZM194 186V185H193ZM223 186V185H222ZM250 186H252V185H250ZM66 187V186H65ZM171 187V188H172ZM197 187V186H196ZM198 187H199V185H198ZM202 187V186H201ZM206 187V186H205ZM204 187V188H205ZM218 187V186H217ZM226 187V186H225ZM211 188V187H210ZM219 188H221V187H219ZM231 189L232 188H234V186L233 187H230ZM253 188V187H252ZM181 189V188H180ZM230 189V190H231ZM241 189V188H240ZM173 190V189H172ZM185 190V189H184ZM199 192H201L200 190L201 189H197ZM209 190H212V189H208V191ZM217 190H219V189H217ZM221 190V189H220ZM219 190V191H220ZM222 190H226V189H222ZM234 190V189H233ZM232 190V191H233ZM177 191V190H176ZM186 191V190H185ZM195 191V190H194ZM218 191V192H219ZM238 191V190H237ZM174 192V191H173ZM173 192H172V194H173ZM225 192V191H224ZM231 192V191H230ZM235 192V191H234ZM241 192H243L242 190H241ZM193 193V192H192ZM196 193H198L197 191H196ZM195 193V194H196ZM229 193V192H228ZM238 193H239V191H238ZM251 193H253V192H251ZM188 194H190V193H188ZM194 194V193H193ZM221 194V193H220ZM230 194H232V193H230ZM244 194V193H243ZM243 194H242V196H243ZM185 195V194H184ZM222 195V194H221ZM236 195V194H235ZM174 196V195H173ZM227 196V195H226ZM233 196V195H232ZM246 196V195H245ZM249 196V195H248ZM231 197V196H230ZM250 197V196H249ZM184 198V197H183ZM228 198V197H227ZM256 198V197H255ZM251 199V198H250ZM251 200H253V199H251ZM242 209V208H241ZM243 210H245V209H243ZM246 210H248V211H246V212H240V214H239V216H240V218L241 217H245L244 218V220L243 219H240L241 220V222H242V220L245 222V219H247L248 217H250V213H247V212H249V210L250 209H246ZM227 211H229V210H227ZM230 211H233V210H230ZM230 211H229V213H230ZM235 211V210H234ZM251 212V211H250ZM247 213V214H246ZM237 214V213H236ZM233 215H235V214H233ZM238 215V214H237ZM261 216H264V213L262 212L261 214H260ZM224 216H227V215H224ZM238 216V217H239ZM251 216H254L255 217V215L254 214H251ZM231 217H232V215H231ZM231 217H229V219L231 220ZM234 217V219H235V216H233ZM233 217H232V219H233ZM238 217H237V219H238ZM227 218V217H226ZM225 218V219H226ZM252 218V217H251ZM250 218V219H251ZM224 219V220H225ZM229 219L227 220V221H229ZM236 220V219H235ZM238 221H239V219H238ZM247 221H248V219H247ZM235 223H236V221H234ZM240 222V221H239ZM230 223V222H229ZM231 223H233V222H231ZM234 223V224H235ZM240 224V223H239ZM245 224V223H244ZM249 224H250V222H249ZM248 225V224H247ZM246 225V226H247ZM241 226V225H240ZM245 226V225H244ZM242 227H243V222H242ZM243 229H244V227H243ZM246 229V228H245ZM248 229V228H247ZM121 231H123V230H121ZM185 230H183V232H184ZM249 232V231H248ZM130 233V232H129ZM169 234V233H168ZM169 238V237H168ZM173 240V239H172ZM80 241H82V240H76L75 241V243H73V244H75L76 245V243H78V242H80ZM116 243V242H115ZM171 243H172V241H171ZM73 244H72V246H73ZM131 244V243H130ZM129 245V244H128ZM135 246V245H134ZM142 246H144V245H142ZM149 246V245H148ZM196 245L194 244V247H195ZM136 247V246H135ZM134 247V248H135ZM193 247V248H194ZM137 249H138V247H136ZM140 248V247H139ZM144 248V247H143ZM150 248H152V247H150ZM173 248V247H172ZM171 248V249H172ZM126 249V248H125ZM133 249V248H132ZM137 249H135V250H137ZM148 249V248H147ZM146 249V250H147ZM156 249V248H155ZM159 249V248H158ZM174 249H175V247H174ZM197 249H199V248H197ZM127 250V249H126ZM132 251V250H129V251H127V252H125V253H123V254H120L119 256H117V258H115V259H113V260H110L107 264H152L153 262H157L155 259H156V254H155V252L153 253H151V257H153V259H151V260H155V261H153V262H151V261H148V263H146L147 262V259H149L150 257L148 256V255H142L141 256V254H139V253H143V252H139L138 250L137 251ZM145 250V251H146ZM161 250H163V249H161ZM161 250L159 251V252H161ZM109 251V250H108ZM144 251V252H145ZM150 251V250H149ZM153 251H154V249H153ZM199 251V250H198ZM196 252V249H195V252L196 253H199V252ZM121 252H123V251H121ZM137 252H138V254H137ZM151 252V251H150ZM163 252H164V250H163ZM167 252V251H166ZM147 253V252H146ZM157 253H158V251H157ZM148 254V253H147ZM162 254H164V253H162ZM162 254H159V255H157L158 256V258H159V260H160V255H162ZM168 254V253H167ZM163 256V255H162ZM149 257V258H148ZM114 258V257H113ZM164 258V257H163ZM161 260H163L164 261V259H161ZM144 261H146V262H144ZM149 262H151V263H149ZM158 263H160L159 261H158ZM158 263H156V264H158ZM162 263V262H161ZM160 263V264H161ZM154 264V263H153Z\"/></svg>","mask_w":264,"mask_h":264}]
</instances>
